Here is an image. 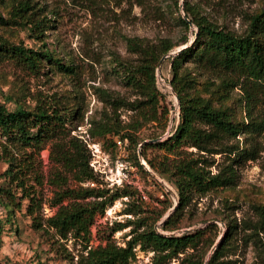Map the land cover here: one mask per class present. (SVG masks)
Masks as SVG:
<instances>
[{
  "label": "rangeland",
  "instance_id": "1",
  "mask_svg": "<svg viewBox=\"0 0 264 264\" xmlns=\"http://www.w3.org/2000/svg\"><path fill=\"white\" fill-rule=\"evenodd\" d=\"M29 1L37 16L47 20L43 34H33L29 27L13 23L14 3L0 0V37L11 45L48 52L52 60L31 71L19 56L0 52V103L13 111L19 106L33 110L44 102L76 111L79 119L83 116L79 126L78 121L73 124L72 135L83 139L89 149L95 180L81 186L97 188L109 200H117L107 206L103 215L96 216L87 249L86 244L72 236L60 239L53 229L46 227L45 220L55 215L60 206L55 201L56 194L62 191L56 174L66 173L61 164L50 158L48 146L39 156L43 183L36 186L40 203L36 214L43 228L37 229L27 212L29 200L21 198L10 182L0 147V264H77L90 248L107 243L125 246L133 232L144 230L174 236L203 232L196 247H188L165 264H183L182 260L189 255L203 258L207 264L223 237L229 234V220L237 225V231L229 236L231 247L222 259L227 262L224 264H264V229L255 228L261 218L256 208L264 209V129L255 132L247 128L231 141L238 149L235 160L239 177L235 186L193 197L171 221L168 217L179 202L174 177L175 159L179 157L161 146L178 124L179 115L170 84V57L191 46L196 32L194 26L186 30L180 21L185 18L183 3L188 1L211 21L241 34L247 28L248 16L264 11V0H178V6L176 0ZM128 39L149 45L164 40L176 44L156 70L163 80L157 83L162 97L160 112L168 110L159 122L146 121L138 111L124 106L114 114L108 103L109 95L127 103L136 99L122 75V64L137 63L138 58L137 53L129 50ZM66 67L73 71H66ZM189 67L198 95L209 98L214 107L226 109L233 122H250L240 87L225 95L213 73L201 71L193 64ZM105 118L119 124L123 128L121 134L91 138L90 123ZM126 133L130 136L123 140L121 135ZM116 138L125 142L124 150L119 148ZM181 152L197 155L190 148ZM189 153L181 156L190 157ZM212 159V170L217 172L225 164L226 156L217 154ZM121 161L127 164L126 176L118 171ZM77 185L73 180L67 183L68 187ZM10 189L15 201L6 208L12 197L5 190ZM63 204L69 205L70 200ZM152 257V252L137 247L131 264H154Z\"/></svg>",
  "mask_w": 264,
  "mask_h": 264
},
{
  "label": "trees",
  "instance_id": "2",
  "mask_svg": "<svg viewBox=\"0 0 264 264\" xmlns=\"http://www.w3.org/2000/svg\"><path fill=\"white\" fill-rule=\"evenodd\" d=\"M11 1L14 3L13 23L27 26L33 34L42 35L43 28L47 26L46 18L37 16L29 0ZM176 5H179L178 0ZM183 11L191 25L185 18H180L182 25L186 30L194 26L196 32L191 46L170 57V84L179 99L180 112L178 124L161 146L166 147L167 153H177L179 157L174 164L179 202L168 221L174 219L193 197L206 195L218 188L235 186L239 177L235 160L238 149L231 141L245 133L247 128L255 132L264 129V11L249 15L247 28L241 34L211 21L188 1L183 3ZM128 48L138 54L137 63L122 64V75L136 99L127 103L124 99L109 95L108 103L114 114L124 106L138 111L146 121L159 122L160 118L168 115V110L164 108L160 112L162 97L157 87L156 70L160 60L171 53L176 44L164 40L149 45L138 39H128ZM0 52L19 56L31 71H37L40 64L52 60L48 52H34L24 46L11 45L1 37ZM190 64L196 65L201 71L213 73L220 80V88L225 95L240 87L250 122H233L226 109L216 108L209 98L198 95ZM65 70L72 72L73 68L66 67ZM76 114V111H66L44 102L37 104L33 110L19 106L13 111L5 103H0V147L1 157L8 164L6 173L10 182L21 198L29 200L27 212L37 229L43 228L36 214L40 207L36 186L43 183L39 156L42 150L50 147V158L61 164L66 176L56 174L57 183L62 187L55 198L56 204L60 206L55 215L45 220L46 227L53 229L60 239L67 240L72 236L86 244L87 249L96 216L103 215L107 206L117 198L109 200L99 189L81 186L86 181L95 180V173L90 166V152L85 142L72 135L73 124L78 121L79 126L83 119V116L79 119ZM90 124L88 133L91 138L119 136L123 131L119 124L108 118ZM129 136L126 133L121 138L124 140ZM185 148L195 149L197 155L181 152ZM182 153L191 156L182 157ZM217 154H224L226 160L214 172L212 167L215 161L212 158ZM69 180L78 185L68 187ZM5 192L12 197L10 204H5L7 208L14 203L15 194L11 189ZM65 200H70V204L65 206ZM256 210L261 218L259 226L255 228L263 230L264 209L258 207ZM227 228L229 234L223 237V242L215 248L207 264L227 263L222 259L231 247L229 236L237 231V225L229 220ZM202 233L174 236L156 230L133 232L125 246L107 243L90 248L77 264H131L136 257L137 247L140 251L152 252L154 264H165L184 253L188 247H196L198 236ZM182 263L204 264V260L189 255L185 256Z\"/></svg>",
  "mask_w": 264,
  "mask_h": 264
},
{
  "label": "built area",
  "instance_id": "3",
  "mask_svg": "<svg viewBox=\"0 0 264 264\" xmlns=\"http://www.w3.org/2000/svg\"><path fill=\"white\" fill-rule=\"evenodd\" d=\"M160 81H163L162 78L159 76V74L157 73V83H159ZM176 107L179 108V103L177 101ZM180 112V109H179ZM179 118V115H178ZM172 128V126H171ZM116 143L118 144L119 148H121L122 150H124V145L125 142L122 139L116 138L115 139ZM118 171L121 175L126 176L127 173V164L123 161H121L118 165Z\"/></svg>",
  "mask_w": 264,
  "mask_h": 264
},
{
  "label": "water",
  "instance_id": "4",
  "mask_svg": "<svg viewBox=\"0 0 264 264\" xmlns=\"http://www.w3.org/2000/svg\"><path fill=\"white\" fill-rule=\"evenodd\" d=\"M185 19L189 22V20L185 17ZM189 24L191 25V23L189 22ZM182 49H184V48H182ZM181 49V50H182ZM181 50H179L178 52H180ZM165 60V58L163 57L161 60H160V62H159V65H158V67H160L161 65H162V63H163V61ZM176 98H177V101H178V103H179V99H178V97L176 96ZM176 209V207H174V210Z\"/></svg>",
  "mask_w": 264,
  "mask_h": 264
}]
</instances>
